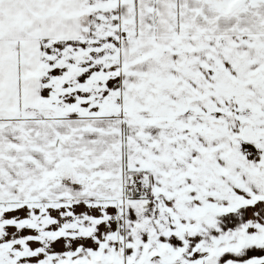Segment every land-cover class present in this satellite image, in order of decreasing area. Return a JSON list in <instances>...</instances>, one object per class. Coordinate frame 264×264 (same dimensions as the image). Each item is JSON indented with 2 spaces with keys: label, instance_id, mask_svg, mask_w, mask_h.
<instances>
[{
  "label": "snow or ice",
  "instance_id": "6c2138e0",
  "mask_svg": "<svg viewBox=\"0 0 264 264\" xmlns=\"http://www.w3.org/2000/svg\"><path fill=\"white\" fill-rule=\"evenodd\" d=\"M0 264H264V0H0Z\"/></svg>",
  "mask_w": 264,
  "mask_h": 264
}]
</instances>
